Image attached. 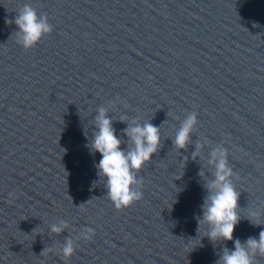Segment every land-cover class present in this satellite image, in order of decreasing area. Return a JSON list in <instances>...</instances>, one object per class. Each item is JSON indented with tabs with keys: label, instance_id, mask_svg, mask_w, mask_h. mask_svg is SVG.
<instances>
[{
	"label": "water",
	"instance_id": "water-1",
	"mask_svg": "<svg viewBox=\"0 0 264 264\" xmlns=\"http://www.w3.org/2000/svg\"><path fill=\"white\" fill-rule=\"evenodd\" d=\"M25 3L52 27L29 49L6 23ZM100 107L122 149L132 121L160 130L142 198L119 210L87 146ZM217 147L239 193L232 241L197 231ZM251 211L264 220V0H0V264H217L264 230Z\"/></svg>",
	"mask_w": 264,
	"mask_h": 264
},
{
	"label": "clouds",
	"instance_id": "clouds-1",
	"mask_svg": "<svg viewBox=\"0 0 264 264\" xmlns=\"http://www.w3.org/2000/svg\"><path fill=\"white\" fill-rule=\"evenodd\" d=\"M18 29L15 33L16 41L25 49L35 46L43 36L52 31L48 17L37 13L29 3H25L17 12L13 20ZM106 109L100 107L95 117V127L92 140L87 145L93 153H98L100 159L95 164L98 176L107 189V197L119 210L139 201L143 193L140 191L142 180L137 178V173L149 161L151 155L157 151L160 130L145 121L142 125L132 121L124 130L129 139L126 149L121 148L122 141L115 134L112 121L106 114ZM127 117L121 116V120ZM197 123V113L191 112L183 119L179 130L176 132L174 144L177 148H184L188 142L189 134ZM197 152L193 157L199 154ZM228 151L223 147L214 148L210 152L208 164L215 168L214 179L207 183L208 195L202 204V219L198 221V233L201 227L207 226L202 235L216 241L233 240V231L239 222L237 212L239 193L232 182V169L228 166ZM203 175V173H201ZM10 199L15 198V192H9ZM255 225L264 224L256 211H251L248 216ZM69 225L66 221H59L51 225L52 233H60ZM94 230L85 228L81 237L91 240ZM196 239V238H195ZM193 239V240H195ZM200 244V240H199ZM75 250L74 240L66 239L58 245L57 251L65 259L69 258ZM51 251V249H49ZM259 253L264 256V230L259 232L258 238L249 237L244 244L239 240L234 241L233 249L225 248L217 264H254L253 257Z\"/></svg>",
	"mask_w": 264,
	"mask_h": 264
}]
</instances>
